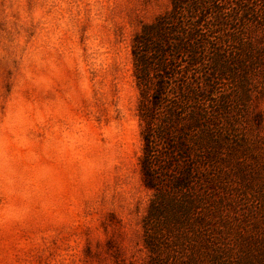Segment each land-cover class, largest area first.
<instances>
[{
    "label": "rangeland",
    "instance_id": "rangeland-1",
    "mask_svg": "<svg viewBox=\"0 0 264 264\" xmlns=\"http://www.w3.org/2000/svg\"><path fill=\"white\" fill-rule=\"evenodd\" d=\"M229 1V32L242 34L219 47L236 68L215 88L207 230L219 264H264V0H242L243 21ZM169 9L170 0H0V264H150L131 45ZM200 214L182 219L190 239Z\"/></svg>",
    "mask_w": 264,
    "mask_h": 264
},
{
    "label": "trees",
    "instance_id": "trees-1",
    "mask_svg": "<svg viewBox=\"0 0 264 264\" xmlns=\"http://www.w3.org/2000/svg\"><path fill=\"white\" fill-rule=\"evenodd\" d=\"M229 2L170 0V9L143 25L132 41L142 127L139 168L152 191L144 218L150 264L218 263L207 230L219 146L215 88L220 76L236 68L219 47L238 46L235 35L242 34L229 32L236 20ZM238 2L243 21V1ZM190 182L194 197L188 200ZM199 207V229L190 239L179 227L186 213ZM165 227L176 234L169 236Z\"/></svg>",
    "mask_w": 264,
    "mask_h": 264
}]
</instances>
